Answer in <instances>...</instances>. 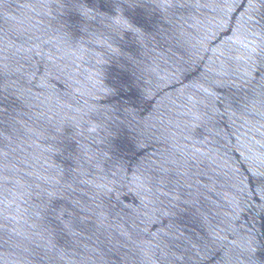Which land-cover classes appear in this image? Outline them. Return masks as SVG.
Here are the masks:
<instances>
[{
  "label": "water",
  "instance_id": "1",
  "mask_svg": "<svg viewBox=\"0 0 264 264\" xmlns=\"http://www.w3.org/2000/svg\"><path fill=\"white\" fill-rule=\"evenodd\" d=\"M0 264H264V0H0Z\"/></svg>",
  "mask_w": 264,
  "mask_h": 264
}]
</instances>
